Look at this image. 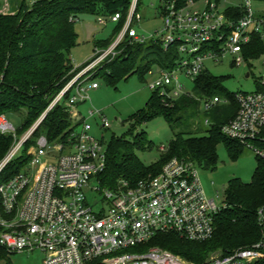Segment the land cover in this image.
<instances>
[{
	"label": "built area",
	"instance_id": "2783aa9c",
	"mask_svg": "<svg viewBox=\"0 0 264 264\" xmlns=\"http://www.w3.org/2000/svg\"><path fill=\"white\" fill-rule=\"evenodd\" d=\"M154 1L163 21L157 35L147 38L138 34L136 26L142 16L137 10L139 0H132L117 39L108 49L96 50L90 65L79 68L20 140L7 117L0 115V134L14 138L12 148L0 162V176L20 157L46 114L65 97L68 96L65 106L73 121L82 122L64 143H50L46 137H39L29 151L28 164L8 180L0 181V249L8 256L40 251L44 256L42 264H195L162 248H150L148 243L165 233L193 242H203L214 235L216 216L225 205L219 207L209 199L195 163L172 158L157 175L134 186L120 180L117 188H104L100 175L107 163L105 137H93L88 120L99 115L104 130L111 125L95 109L89 110V119L84 120L76 112L78 104L89 101L88 92L99 89L98 82L90 81L88 74L100 62L115 57L127 38L133 43L160 40L164 50L172 52L173 63L167 68L156 67V80L149 84L165 104L188 94L182 78L194 83L208 70L207 61L218 62L232 55L237 57L235 65L241 66L244 46L255 35L264 39V20L255 16L252 0H189L182 7L172 0ZM223 4L226 10H221ZM236 11L243 16L234 17ZM120 20L121 14H115L99 22L107 26ZM154 69L149 75H154ZM235 98L238 113L222 127V133L264 156L256 145L264 130V92L237 93ZM226 102L219 96L201 99L206 111ZM92 182L98 188H92ZM90 187L108 204L100 213L88 204L85 190ZM256 218L261 241L217 254L203 264H263L264 207L258 209Z\"/></svg>",
	"mask_w": 264,
	"mask_h": 264
},
{
	"label": "trees",
	"instance_id": "16d2710c",
	"mask_svg": "<svg viewBox=\"0 0 264 264\" xmlns=\"http://www.w3.org/2000/svg\"><path fill=\"white\" fill-rule=\"evenodd\" d=\"M18 1V5L12 4L11 14H0V115L7 117L10 113L24 112L22 132L35 124L65 85L92 62L75 70L71 60L72 50L78 43L75 25L81 16L92 14L109 18L121 14V20L112 23L117 26L118 35L124 27L132 0ZM141 1L138 2V12ZM172 1L182 7L189 0ZM242 16L240 11L234 14L237 18ZM257 18L264 20V17ZM112 40L96 44L94 52L108 49ZM120 47H123V53L100 68L95 80L104 79L108 85L116 87L135 75L144 80L154 68H167L173 63L169 59L172 52L165 51L160 40L133 43L127 38ZM263 55L264 39L255 35L244 46L243 59L248 62ZM223 80V77L213 76L207 70L195 80L191 93L171 100L168 104L163 102L159 92L154 91L146 108L133 116V140L114 138L107 147L106 168L100 175L102 186L113 190L120 180L134 186L142 179L157 175L172 158L190 161L198 167L214 171L219 163L217 148L220 144H224L230 157L237 158L247 148L222 133V127L236 117L239 109L235 98L237 93L228 92ZM263 82H255V92H264ZM215 96L225 98L227 102L208 111L203 109L209 114L206 120L209 122L208 128L183 126L184 129L175 133L169 151L153 166H146L137 157L135 150L144 149L147 141L145 131L139 130V127L164 117L175 130L180 126L183 114L202 107V98ZM67 99L68 96L46 114L33 138L25 144L20 157L4 170L0 181L8 180L28 164L30 156L26 153L27 145L35 144L41 136L46 137L50 143H64L80 127L82 122L75 123L65 106ZM20 132L17 131L18 134ZM13 143L11 135L0 134V162ZM256 145L264 152V130ZM224 205L216 216L212 238L193 242L174 233H165L154 237L148 246L168 250L191 263L203 264L211 252L221 250V253H229L261 241L256 216L258 209L264 207V156L256 154V169L250 183L239 179L229 183ZM0 261L2 264H12L3 249H0Z\"/></svg>",
	"mask_w": 264,
	"mask_h": 264
},
{
	"label": "rangeland",
	"instance_id": "374dc122",
	"mask_svg": "<svg viewBox=\"0 0 264 264\" xmlns=\"http://www.w3.org/2000/svg\"><path fill=\"white\" fill-rule=\"evenodd\" d=\"M18 2V0H0V14H11L13 11L12 4L18 5ZM197 7L204 8L201 5ZM226 7L227 5L223 4L221 10H226ZM252 8L256 17H264V1L252 0ZM140 14L142 21L136 26L138 34L147 38L156 36L157 32L163 28V21L155 1L142 0ZM100 18L106 19V17L98 15L84 14L75 25L78 43L71 53V60L75 69H79L93 60L96 44L98 45L108 40L111 41L112 39L113 43L118 37L116 34L117 26L112 23L103 26L99 22ZM107 19L109 20V18ZM123 50V47H119L115 57H109L96 65L95 69L88 74L90 77L88 79L90 81L95 80L98 70L106 63L119 57L123 53ZM162 56L163 58L165 57L164 54ZM236 58V56L227 55L224 58H220L218 62L207 61L206 68L213 76L224 78L223 85L230 93L255 92V82L264 80V55L257 60L244 61L241 66L235 65ZM169 59L171 62L174 61L173 56H169ZM154 71V75L148 74L144 80L135 75L127 81L120 82L116 87L108 85L104 79L96 80L99 84V89L90 90L88 94L91 100L87 105L83 106L82 114L89 119L88 109H95L107 117L111 125V128L108 130L102 128V119L99 115L95 119L88 120V124L92 127L91 135L100 139L103 134L106 147L110 145L114 138L133 140L132 131L135 128L133 116L138 115L140 111L146 108L153 93L149 89V84L156 80V74L158 73L156 68ZM182 82L186 87V91L191 93L193 91V83L186 78H182ZM207 118H209V114L205 113L200 106L183 114V120L180 126L176 128L177 130H173L164 117H158L149 121L142 125V127H139V130H144L146 133V146L144 149H136L135 154L146 166H153L169 151V147L177 131L184 129L183 126L208 128V125H205L206 120H208ZM24 119V112L7 115L8 122L18 132L23 129ZM35 124L26 131L20 132L21 134L17 133V140H20ZM35 146L36 143L27 145V156H29V151ZM217 154L219 163L214 171L201 167H198V169L207 196L221 207L224 205L226 192L232 180L239 179L244 183L252 181L256 169V154L250 149H245L237 158H232L228 154L224 144L218 146ZM91 187L98 188V185L92 182ZM91 187L85 190L88 204L94 207L97 213H100L103 208H108V204L104 201V196L92 191ZM220 253L221 250L211 252L208 254L206 260ZM43 258L44 256L40 251L8 256L12 264H42Z\"/></svg>",
	"mask_w": 264,
	"mask_h": 264
},
{
	"label": "crops",
	"instance_id": "0c3cea01",
	"mask_svg": "<svg viewBox=\"0 0 264 264\" xmlns=\"http://www.w3.org/2000/svg\"><path fill=\"white\" fill-rule=\"evenodd\" d=\"M97 90H98V89H97ZM89 92H90V91H89ZM89 92H88V93H89ZM88 95H89V94H88ZM89 98H90V96H89ZM90 100H91V99H89V101H90ZM89 101L77 105L76 112H78V115H79V117H80V120L87 119L86 117H84V115L82 114V112H83V106H84V105H87ZM90 110H91V109H90ZM88 111H89V109H88ZM88 111H87V112H88Z\"/></svg>",
	"mask_w": 264,
	"mask_h": 264
},
{
	"label": "water",
	"instance_id": "95a60500",
	"mask_svg": "<svg viewBox=\"0 0 264 264\" xmlns=\"http://www.w3.org/2000/svg\"><path fill=\"white\" fill-rule=\"evenodd\" d=\"M249 76V75H248Z\"/></svg>",
	"mask_w": 264,
	"mask_h": 264
}]
</instances>
